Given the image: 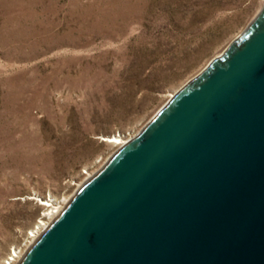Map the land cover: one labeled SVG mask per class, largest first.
<instances>
[{"label":"rangeland","instance_id":"obj_1","mask_svg":"<svg viewBox=\"0 0 264 264\" xmlns=\"http://www.w3.org/2000/svg\"><path fill=\"white\" fill-rule=\"evenodd\" d=\"M264 0H0V264L243 34ZM53 209L52 211H54Z\"/></svg>","mask_w":264,"mask_h":264},{"label":"water","instance_id":"obj_2","mask_svg":"<svg viewBox=\"0 0 264 264\" xmlns=\"http://www.w3.org/2000/svg\"><path fill=\"white\" fill-rule=\"evenodd\" d=\"M19 264H264V8Z\"/></svg>","mask_w":264,"mask_h":264},{"label":"bare ground","instance_id":"obj_3","mask_svg":"<svg viewBox=\"0 0 264 264\" xmlns=\"http://www.w3.org/2000/svg\"><path fill=\"white\" fill-rule=\"evenodd\" d=\"M174 95H169V99L170 98H172ZM103 142H106V143H108V144H110V145H112V146H117V147H119V151L124 147V146H126V144L128 143V142H126V141H124L122 138H120V137H116V136H114V137H109V138H103V140H102ZM94 178V177H93ZM92 179V178H91ZM90 179V180H91ZM89 180V181H90ZM84 187V186H83ZM40 206H42V207H47V208H53V209H55L54 211H50L49 213H47L46 214V216H49V215H51L52 216V220L54 219V220H56V218L62 213V207H55V206H53V204H50V201H41L40 202ZM38 225L40 226L39 227V229H40V232L38 233V232H31V234H30V237H32V239H33V242H34V244L40 239V237L43 235V233H44V231L45 230H47L48 229V227H47V223H44V222H42V221H39L38 222ZM33 244V245H34ZM9 257H10V259H7V261L8 260H10L9 262H7L6 264H11L12 262H15V258H17L18 259V256H17V254H16V251H14V252H12V254H10L9 255ZM24 259V258H23ZM22 259V260H23ZM22 260L20 261V263L22 262Z\"/></svg>","mask_w":264,"mask_h":264}]
</instances>
